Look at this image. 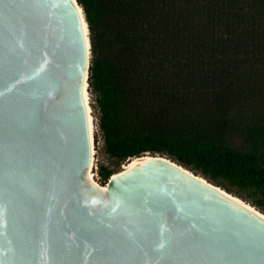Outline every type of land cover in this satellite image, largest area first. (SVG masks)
<instances>
[{"label":"water","instance_id":"obj_1","mask_svg":"<svg viewBox=\"0 0 264 264\" xmlns=\"http://www.w3.org/2000/svg\"><path fill=\"white\" fill-rule=\"evenodd\" d=\"M78 4L0 0V264H264V218L167 154L87 179Z\"/></svg>","mask_w":264,"mask_h":264},{"label":"trees","instance_id":"obj_2","mask_svg":"<svg viewBox=\"0 0 264 264\" xmlns=\"http://www.w3.org/2000/svg\"><path fill=\"white\" fill-rule=\"evenodd\" d=\"M77 1L109 157L167 154L264 211V0Z\"/></svg>","mask_w":264,"mask_h":264},{"label":"bare ground","instance_id":"obj_3","mask_svg":"<svg viewBox=\"0 0 264 264\" xmlns=\"http://www.w3.org/2000/svg\"><path fill=\"white\" fill-rule=\"evenodd\" d=\"M78 9H79V11H80V13H81V15H82V17L84 19V36H85L86 42L88 44L89 30H88V25L86 23V20H85V17H84V13H83V10H82V7L80 6V4H78ZM88 89H89V87H88L87 83L85 82L84 83V94L86 95V97L90 101ZM90 112H91V123H92V137H91V146H90V163H89V166H88L87 179H89L92 183H94L95 185H98L102 189H108V187H109L108 185H110V184H108V185L100 184L96 180L95 175L93 173V167H94V161H95V143H94V123H93V115H92L91 106H90ZM153 155H155V154H153V153H145V155H140V156H135V157L130 158L126 162V164H124L123 169L121 171L113 174L111 176V179L118 177L122 173H125L126 171L131 170L134 167H136V166H138V165H140L142 163H145L147 161H150V160L154 159ZM232 194L238 196L237 194H234V193H232ZM240 198H242V197H240ZM240 198H236V200L241 202L242 204L246 205V207H248L249 209L254 211L260 217L264 218V213L261 210H258L257 207H252L251 203H247L248 201H243L242 200L243 198L242 199H240Z\"/></svg>","mask_w":264,"mask_h":264},{"label":"rangeland","instance_id":"obj_4","mask_svg":"<svg viewBox=\"0 0 264 264\" xmlns=\"http://www.w3.org/2000/svg\"><path fill=\"white\" fill-rule=\"evenodd\" d=\"M89 92H90L91 105L93 108V117H94L93 123H94L95 161H94L93 173L95 175L96 180L100 184L105 185V183H102L100 176L98 174L99 166L106 165L109 168L115 170V173H117L123 169V166L124 164H126L128 159L125 161H122L120 164H117L116 160L113 158H110L107 152L105 151L104 138L102 135V131L99 127V112H98V109L95 103V95L91 91Z\"/></svg>","mask_w":264,"mask_h":264}]
</instances>
